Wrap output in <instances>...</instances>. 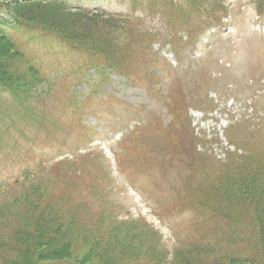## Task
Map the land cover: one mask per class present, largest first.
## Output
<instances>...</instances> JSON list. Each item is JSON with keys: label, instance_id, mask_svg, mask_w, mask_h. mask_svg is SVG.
Returning <instances> with one entry per match:
<instances>
[{"label": "rangeland", "instance_id": "374dc122", "mask_svg": "<svg viewBox=\"0 0 264 264\" xmlns=\"http://www.w3.org/2000/svg\"><path fill=\"white\" fill-rule=\"evenodd\" d=\"M52 1H0V32L24 55L11 60L42 78L28 105L0 94V264L36 231L43 244L69 206L84 210L78 222L98 246L78 238L52 259L38 244L32 264H228L231 253L264 264L251 206L237 208L232 232L194 207L234 164L264 160V5L259 14L255 0H213L178 19L187 6L169 0ZM80 7L108 27L93 20L81 39ZM123 248L140 252L122 262Z\"/></svg>", "mask_w": 264, "mask_h": 264}, {"label": "trees", "instance_id": "16d2710c", "mask_svg": "<svg viewBox=\"0 0 264 264\" xmlns=\"http://www.w3.org/2000/svg\"><path fill=\"white\" fill-rule=\"evenodd\" d=\"M0 1L9 2V0H0ZM28 1L31 3L42 2V4H52V3H54V5H58V3L60 4V2L57 1L53 2L52 0H48V1L28 0ZM154 1L156 0H152V2ZM205 1L206 3H204ZM205 1L169 0V5L175 7L176 2H178L177 4L179 3L181 4L182 2L187 6L188 9L187 12H185L184 10H181L180 12L178 11V13H180L178 19H182L181 16H184V14L187 15L189 14V12L192 13L201 5H207V2L208 5L212 6L213 0H205ZM263 5H264V0H255L257 13L261 14V9ZM15 7L18 9L19 5L18 6L15 5ZM77 10L82 15L81 16L82 23L76 22L74 27L76 28L77 32L80 29L87 31V32L83 31L84 36H82L81 38V39L84 38L87 39L88 33L89 34L92 33L90 27L93 24V20H98L99 18L96 15H91L96 13L90 9L80 7L77 8ZM8 14L21 27H26V28L28 27L30 29L40 30L44 33H51V31H49V28L43 25L29 23L28 21L21 19L17 15H14L12 13H8ZM101 14L113 20L124 21V20H120L118 17H115L114 15H109L105 13H101ZM40 15L43 18H47L48 16L47 14L44 15L43 13H41ZM54 16H56V14ZM60 16L62 17V14ZM67 19L68 18H66V20ZM99 22L100 23H98L97 26H99L100 28L103 29L108 27L106 21L104 22L100 20ZM55 34L58 35L63 40H65L68 44L67 46H71L73 48L76 47L75 49L84 50L88 54L92 53L91 55L96 53L93 47H91V42H86V41L84 42L82 40L80 43H74L65 36L60 35V33L58 32H56ZM97 34L98 33H96L95 35ZM0 41H2L6 45L7 51H9L8 56H7V51L4 54H1L0 56L1 59L0 60V94L3 92H9L17 103L28 105L30 103L31 98L33 97L31 94L35 92L36 86L42 82L39 69L34 65L30 64L29 62L27 63V61H24L27 64V66L24 69H21L20 67H18V65L16 66L17 62L19 61H12L11 59L14 58V60L17 59L21 60L24 58L23 53L21 52V50H19L17 44L11 38L7 37L1 32H0ZM106 44H108V42L105 40L104 45ZM98 54H103V52H98ZM106 58L110 62L111 67L113 66L117 67L115 59L113 60L112 57H108V56H106ZM1 100L2 99L0 98V101ZM1 105L2 104L0 102V108ZM259 158H256L255 161L247 162L249 164L246 165L245 163L241 165L234 164L235 166L233 167V169L229 170L228 174H226L227 179L224 181L223 187L221 185L219 187H216V190L211 191V197L209 199L203 200L202 202H198L194 207L196 210H198L200 213L203 214L202 216L206 214L207 215L219 214L223 219H225L226 222L225 224L227 226L225 229L222 230L225 232L227 231L232 232L233 231L232 229L237 227V225L239 224V222H237L238 221L237 208H240L239 210L241 209L243 210V207L246 208V206L248 207L251 206V208L254 211V215H256L257 213V218H255V222L258 229L257 232L258 240L256 241V243L259 246L262 257L264 259V211H263L264 208L262 207L260 209L262 200L264 199V183H263L264 160L262 161ZM219 180H221L220 182L222 183L223 176ZM208 194L210 195L209 190H208ZM77 210L84 211L81 208ZM77 210H73L70 206L67 207L66 209L61 208V212H58V214H56L57 217H54V219L57 221L51 219V222L54 225L52 227V231L49 232L47 231L48 234L46 232L42 233L43 234L42 236L46 234L47 237L45 241H42L43 244H41L39 240V235L37 234L36 231L35 233H32L30 236L29 239L30 245L27 246L22 244L21 248H19L18 251L15 252V254L13 253L15 258L14 257L9 258V260L12 261L13 264H32V259L31 256L29 255H31L30 254L31 251L36 250L38 244H41V246L46 247V249L41 254H37V256H44L45 258L58 259L66 255V252L69 251V247L71 243L78 238H82V241L84 240L87 242L94 239H100V236H96V235L93 236L91 232H89V230L82 227L84 224L82 225L78 222L81 213L78 216ZM102 220L103 217H101L100 221L102 222ZM53 221H55V223ZM76 222L78 223L77 225ZM50 226H52V224ZM222 230L218 234L219 236H216V240H215V242H217V244L219 243V245L225 240L222 239ZM53 240H58V243L56 245L47 248V245L50 244V242ZM227 242L230 243L228 240L226 241V243ZM90 243L93 249L98 246V241H92V242L90 241ZM201 250L203 251L204 256L202 257L200 256V257L201 260L204 261V259L206 260V258L208 257L206 253V247H202ZM122 251H123L122 253L123 259H121L122 262H126L131 258L137 257L135 254L140 252L138 248L131 249V251H127V249L123 248ZM224 257L226 258L225 260H228L227 262L228 264H238V262L241 261L236 255H233L232 253L228 254L227 256L224 255ZM219 260H221V258L218 259V261Z\"/></svg>", "mask_w": 264, "mask_h": 264}]
</instances>
